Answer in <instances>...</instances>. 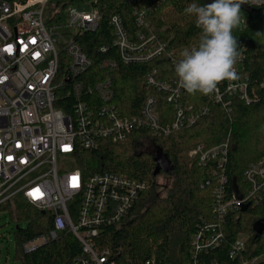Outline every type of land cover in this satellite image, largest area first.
<instances>
[{
  "label": "built area",
  "instance_id": "built-area-1",
  "mask_svg": "<svg viewBox=\"0 0 264 264\" xmlns=\"http://www.w3.org/2000/svg\"><path fill=\"white\" fill-rule=\"evenodd\" d=\"M127 1L137 26L148 31V18L170 0ZM103 22L93 2H0V207L21 198L49 214L48 236L25 244L24 251L31 253L69 234L82 246L73 264H116L111 249L102 246L103 232L129 220L149 189L147 183L124 175L86 176L78 167L85 153L98 150L103 142L123 143L143 132L148 136L138 140L139 150L157 151L154 138L190 128L208 113L184 103L177 79H160L159 70L153 69L145 76L149 93L139 111L126 115L117 102L113 74L122 66L149 65L164 58L166 44L144 32L131 38L123 19L114 15L108 21L112 45L102 41L96 51L103 58L96 61L84 51L83 41ZM167 58L173 64L178 61L172 54ZM243 64L241 53L235 66L238 79L221 82L209 95L211 100L227 107L233 98L247 106L258 100L248 87ZM154 92L172 106L170 121L161 119ZM229 147L227 141L209 150L200 146L190 154L198 167L208 170L201 188L211 189L213 195L211 219H202L192 238V264H221L209 255L226 240L227 218L264 201V158L251 164L242 184L230 190ZM246 242L247 237L239 236L228 258L241 260Z\"/></svg>",
  "mask_w": 264,
  "mask_h": 264
},
{
  "label": "trees",
  "instance_id": "trees-1",
  "mask_svg": "<svg viewBox=\"0 0 264 264\" xmlns=\"http://www.w3.org/2000/svg\"><path fill=\"white\" fill-rule=\"evenodd\" d=\"M25 0H0L9 4ZM70 3L93 2L104 17V22L95 34L84 38V51L94 60L103 58L96 47L106 42L112 45L113 37L108 27L109 19L119 15L131 38L139 32L157 36L166 44V55L149 65L122 66L113 74L117 102L126 109L125 114H136L140 104L149 93L144 84L145 76L158 69L160 79H177L174 64L167 58L169 54L181 58L185 48L196 46L200 29L195 17L185 12L191 3L203 5L212 0H170L160 6L148 18L151 27L143 31L135 22L133 6L127 0H66ZM245 23L234 30L244 56L243 72L250 90L258 100L247 106L238 98L230 99V106L215 103L200 93L195 95L182 91V100L195 109H207L190 128L180 130L167 137L154 138L153 144L160 152L165 167L157 171L154 156L139 150V139L148 133L134 134L126 142L114 144L103 142L98 150L85 153L78 167L86 176L96 173L124 175L143 181L149 189L141 197L134 211L120 227L103 232L102 246L110 248L116 264H192L191 245L196 227L202 219H211L213 204L212 191L201 188L209 178L208 170L197 165V159L190 154L202 146L209 150L229 142L226 172L230 190L242 184L244 171L253 163L264 158V0L257 6L254 3L241 5ZM101 36H104L101 39ZM109 57V55L107 54ZM106 56V57H107ZM95 66L91 71H95ZM90 71V72H91ZM158 97L159 115L162 120L172 119V106L164 95ZM148 155L150 159L144 160ZM162 175L175 176L176 181L168 196L160 198L158 179ZM9 212L14 218L27 222L25 228L17 227L18 257L23 264H73L81 255L82 246L69 234H62L57 240L49 241L31 253L24 251V245L52 230L49 214H43L17 198L0 207V212ZM226 240L209 258L221 264H264V201L256 208L244 209L230 215L225 224ZM244 235L246 249L241 260H230L228 252L232 244Z\"/></svg>",
  "mask_w": 264,
  "mask_h": 264
},
{
  "label": "clouds",
  "instance_id": "clouds-1",
  "mask_svg": "<svg viewBox=\"0 0 264 264\" xmlns=\"http://www.w3.org/2000/svg\"><path fill=\"white\" fill-rule=\"evenodd\" d=\"M250 2L259 6L261 0H212L185 8L201 31L198 44L185 48L174 64L178 90L207 96L217 92L221 82L238 79L235 66L241 53L234 30L245 23L241 5Z\"/></svg>",
  "mask_w": 264,
  "mask_h": 264
},
{
  "label": "rangeland",
  "instance_id": "rangeland-1",
  "mask_svg": "<svg viewBox=\"0 0 264 264\" xmlns=\"http://www.w3.org/2000/svg\"><path fill=\"white\" fill-rule=\"evenodd\" d=\"M206 2L210 0H205ZM144 160L150 159L148 155L143 156ZM176 178L172 175H162L158 179V194L160 198H166L173 188ZM17 187H15L16 189ZM25 228L27 222L14 218L9 212H0V264H23L18 257L17 227ZM242 238L246 236L241 235ZM264 259V255L261 260Z\"/></svg>",
  "mask_w": 264,
  "mask_h": 264
},
{
  "label": "flooded vegetation",
  "instance_id": "flooded-vegetation-1",
  "mask_svg": "<svg viewBox=\"0 0 264 264\" xmlns=\"http://www.w3.org/2000/svg\"><path fill=\"white\" fill-rule=\"evenodd\" d=\"M145 153L154 156L155 157L154 160H155L157 166L159 165L158 164V151L153 150L152 148L149 147L148 149H145Z\"/></svg>",
  "mask_w": 264,
  "mask_h": 264
},
{
  "label": "water",
  "instance_id": "water-1",
  "mask_svg": "<svg viewBox=\"0 0 264 264\" xmlns=\"http://www.w3.org/2000/svg\"><path fill=\"white\" fill-rule=\"evenodd\" d=\"M159 155H160V152L158 151V164L159 165L157 166V171L165 167L164 162L160 159Z\"/></svg>",
  "mask_w": 264,
  "mask_h": 264
},
{
  "label": "snow or ice",
  "instance_id": "snow-or-ice-1",
  "mask_svg": "<svg viewBox=\"0 0 264 264\" xmlns=\"http://www.w3.org/2000/svg\"><path fill=\"white\" fill-rule=\"evenodd\" d=\"M75 186V185H74ZM38 191V190H37Z\"/></svg>",
  "mask_w": 264,
  "mask_h": 264
}]
</instances>
